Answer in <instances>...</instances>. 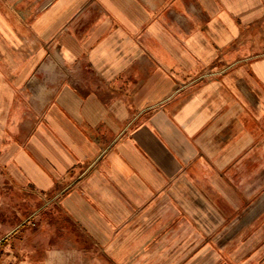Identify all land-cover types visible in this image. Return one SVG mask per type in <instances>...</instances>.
<instances>
[{"label":"crops","instance_id":"crops-1","mask_svg":"<svg viewBox=\"0 0 264 264\" xmlns=\"http://www.w3.org/2000/svg\"><path fill=\"white\" fill-rule=\"evenodd\" d=\"M1 182L97 252L25 218L0 264H264V0H0Z\"/></svg>","mask_w":264,"mask_h":264},{"label":"rangeland","instance_id":"rangeland-1","mask_svg":"<svg viewBox=\"0 0 264 264\" xmlns=\"http://www.w3.org/2000/svg\"><path fill=\"white\" fill-rule=\"evenodd\" d=\"M49 59H54L58 62L57 72L56 74H51L50 78L46 80L47 82V96L49 92H51V89L56 86V83L61 82L62 80L68 79L73 72L71 68H64L63 63L59 61L60 59L55 57L53 54L45 57V61ZM51 61V60H49ZM80 71V70H78ZM82 72V71H80ZM83 73V72H82ZM84 75V74H83ZM42 77H46L42 73ZM53 83V84H52ZM1 191H3V197H2V210L0 211V222H6L2 227H0V233L6 232L10 229L11 226H15L17 223H20L22 220H24L28 225L30 226L29 230V236H36L38 225L41 221L46 223H55L54 225H45L46 228L43 230V235L45 237H48L49 234L47 233H55V236L62 239V241H66L68 239H74L76 238V244L75 245H68L66 243H62L57 247H60L62 251H70V252H77L82 253L85 250L92 251L93 253L97 252L96 247L93 249V245L89 244L88 240L86 241L84 237V233L73 227L67 218H65L62 214H59L57 212H54L53 209H48L45 212L36 213V209L43 204H48L49 206L53 205V202L48 201L50 198L44 199L41 196L37 195H29L28 197L25 196V194H22L19 190H15L12 186L8 187L7 185H4V182H1L0 185ZM12 191V192H10ZM6 205V207H5ZM8 205H11L13 209L8 207ZM22 207V208H21ZM6 208V209H5ZM35 212V213H33ZM57 222V224H56ZM39 223V224H38ZM58 227V228H57ZM54 228V229H53ZM42 230V229H41ZM192 233L195 232V230H190ZM145 235H148V230H144ZM162 233V234H161ZM190 233V232H189ZM190 233V236L192 235ZM165 236H184V229H167V230H158V235ZM129 248L132 247L131 245L128 246ZM77 264H83L84 261H77ZM109 264H115V262L109 261ZM125 264H132V261H126Z\"/></svg>","mask_w":264,"mask_h":264}]
</instances>
